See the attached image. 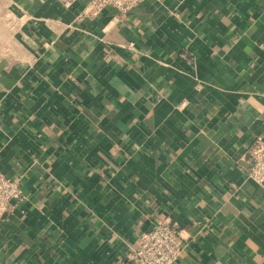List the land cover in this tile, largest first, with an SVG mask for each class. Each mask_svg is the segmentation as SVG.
<instances>
[{
  "label": "crops",
  "instance_id": "1",
  "mask_svg": "<svg viewBox=\"0 0 264 264\" xmlns=\"http://www.w3.org/2000/svg\"><path fill=\"white\" fill-rule=\"evenodd\" d=\"M0 5L18 16L0 26V171L23 196L0 216V264H129L165 218L174 264H264L247 176L264 0H143L118 18L86 0Z\"/></svg>",
  "mask_w": 264,
  "mask_h": 264
},
{
  "label": "built area",
  "instance_id": "2",
  "mask_svg": "<svg viewBox=\"0 0 264 264\" xmlns=\"http://www.w3.org/2000/svg\"><path fill=\"white\" fill-rule=\"evenodd\" d=\"M69 1V0H68ZM143 0H86L84 14L96 15L109 7L114 18L125 16ZM248 178L264 190V139L257 137L248 152ZM20 182L0 171V216L12 210L21 200ZM180 227L177 221L165 218L140 236V241L127 253L129 264H174L181 252Z\"/></svg>",
  "mask_w": 264,
  "mask_h": 264
},
{
  "label": "rangeland",
  "instance_id": "3",
  "mask_svg": "<svg viewBox=\"0 0 264 264\" xmlns=\"http://www.w3.org/2000/svg\"><path fill=\"white\" fill-rule=\"evenodd\" d=\"M1 6V5H0ZM17 17V18H16ZM15 19L16 21H18V16L13 15V16H9V15H4V14H0V26L2 28L1 30V34L4 35L2 32H4L5 34H7L5 32V30L9 27V25H12L15 23ZM11 21V22H10ZM4 27V28H3ZM5 29V30H4ZM9 29V28H8ZM21 50V49H20ZM18 51H16L15 53V57L17 55H19V53L17 54ZM0 57L1 59H12L13 58V54L10 53V51L7 49V47L5 46L4 48H0ZM8 64L4 63L1 64V67H7Z\"/></svg>",
  "mask_w": 264,
  "mask_h": 264
}]
</instances>
